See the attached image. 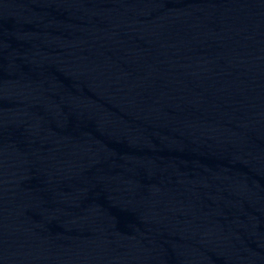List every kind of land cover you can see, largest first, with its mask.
<instances>
[{"label":"water","instance_id":"obj_1","mask_svg":"<svg viewBox=\"0 0 264 264\" xmlns=\"http://www.w3.org/2000/svg\"><path fill=\"white\" fill-rule=\"evenodd\" d=\"M0 264H264V0H0Z\"/></svg>","mask_w":264,"mask_h":264}]
</instances>
